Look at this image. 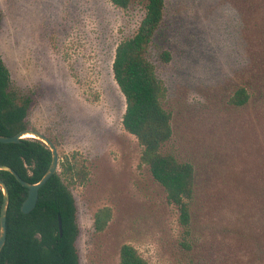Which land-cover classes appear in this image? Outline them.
Listing matches in <instances>:
<instances>
[{
  "label": "rangeland",
  "instance_id": "1",
  "mask_svg": "<svg viewBox=\"0 0 264 264\" xmlns=\"http://www.w3.org/2000/svg\"><path fill=\"white\" fill-rule=\"evenodd\" d=\"M147 0H0V54L27 128L48 135L74 195L79 264H264V0H166L149 58L173 133L162 151L195 170L188 227L123 125L113 72ZM169 53V59L164 53ZM244 88L247 99L233 98ZM110 208L105 228L96 213Z\"/></svg>",
  "mask_w": 264,
  "mask_h": 264
},
{
  "label": "trees",
  "instance_id": "2",
  "mask_svg": "<svg viewBox=\"0 0 264 264\" xmlns=\"http://www.w3.org/2000/svg\"><path fill=\"white\" fill-rule=\"evenodd\" d=\"M111 1L122 8H128L132 2ZM165 8L166 0H147L146 14L137 33L117 45L113 72L126 98L123 125L138 138L143 147L142 163L164 186L168 201L179 207L182 225L188 227L192 219L191 201L195 195V170L191 163L180 162L174 154L162 151L173 133L172 116L161 102L165 86L149 58L153 36L163 21ZM164 55L169 59L168 52ZM9 87V70L0 54V134L4 135H14L27 128L30 105L27 98L19 102ZM247 96L246 90L240 88L233 100L242 104ZM51 161V150L39 139L28 137L20 142L0 141V164L12 167L29 182H38ZM0 178L10 193L7 235L0 252V264H79L75 198L58 170L40 188L37 205L29 213L21 210L28 188L8 170L0 169ZM3 199L0 185V216ZM110 216V208L100 209L96 213V229L105 228ZM59 217L62 218V235ZM120 264L149 263L133 244L125 243L120 249Z\"/></svg>",
  "mask_w": 264,
  "mask_h": 264
},
{
  "label": "water",
  "instance_id": "3",
  "mask_svg": "<svg viewBox=\"0 0 264 264\" xmlns=\"http://www.w3.org/2000/svg\"><path fill=\"white\" fill-rule=\"evenodd\" d=\"M36 138L44 142L52 152V161L51 164L43 175V177L38 182H29L23 179L15 169L8 165L0 164V169L8 170L15 175L17 180L28 188V196L23 201L21 210L24 213L31 212L37 205L38 198H39V190L40 188L49 180V178L58 170L59 167V151L58 147L55 142L45 133L32 129V128H24L23 130L19 131L14 135H4L0 134V141L1 142H20L23 138ZM0 185L2 187L4 193L3 204L1 208V216H0V252L5 245L6 242V235H7V209L10 200V193L7 184L0 178ZM59 230L60 234L63 233V226H62V218L59 217Z\"/></svg>",
  "mask_w": 264,
  "mask_h": 264
}]
</instances>
